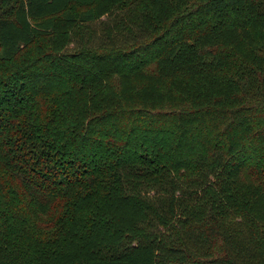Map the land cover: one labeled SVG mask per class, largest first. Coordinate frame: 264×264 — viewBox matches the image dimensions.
Returning <instances> with one entry per match:
<instances>
[{
  "label": "trees",
  "instance_id": "1",
  "mask_svg": "<svg viewBox=\"0 0 264 264\" xmlns=\"http://www.w3.org/2000/svg\"><path fill=\"white\" fill-rule=\"evenodd\" d=\"M0 264H264V0H0Z\"/></svg>",
  "mask_w": 264,
  "mask_h": 264
}]
</instances>
